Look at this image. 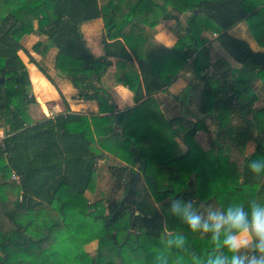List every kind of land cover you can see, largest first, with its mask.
Returning a JSON list of instances; mask_svg holds the SVG:
<instances>
[{"label": "trees", "instance_id": "obj_1", "mask_svg": "<svg viewBox=\"0 0 264 264\" xmlns=\"http://www.w3.org/2000/svg\"><path fill=\"white\" fill-rule=\"evenodd\" d=\"M259 5L257 0H0V75H4L0 127L7 128L4 148L0 147V264H53L48 247L71 221L81 223L87 233L92 221L99 223L90 237L97 236L101 250L88 264H134L123 262L124 251L142 264H157L158 257L160 264L163 258L177 264L162 249L159 212L142 187L143 179L170 217L168 230L189 231L170 215V198L208 201L218 207H223L222 198H227L226 205L234 198L245 204L253 199L264 202V174L248 168L252 159L264 158V100L255 107L257 97L251 88L257 79L264 82V52L253 51L228 33L243 20L262 33L264 6ZM22 8L24 16L19 13ZM35 13L34 27L29 16ZM183 13L188 16L185 25L175 28L177 43L167 48L155 39L153 30ZM96 19L103 25L102 56L92 53L81 31L84 23ZM204 31L217 37H204ZM26 35L39 38L32 50L41 57L55 49V71L71 83L80 100L95 101L100 115L68 112L26 120L36 103L28 94L29 70L18 54L20 39ZM217 63L225 64V70L211 71ZM188 66L191 81L199 82L201 89L173 119H198L185 122L182 150L154 95L167 90ZM38 69L50 79L43 66ZM109 71L117 85L132 92V108L115 113L103 85ZM205 119L217 125L209 150L193 139L198 130L206 129ZM248 141L254 143V151L244 155ZM136 146L140 151L134 155ZM152 150L161 153L156 165L148 153ZM109 156L117 157V163L98 164ZM103 170L112 177L108 191L118 189L122 195L114 198L110 193L93 203L88 193L94 191ZM11 172L19 176L18 184L11 180ZM107 236L115 261L104 258L109 253L103 246ZM201 239L209 242L207 236ZM207 251L190 256L204 258Z\"/></svg>", "mask_w": 264, "mask_h": 264}, {"label": "rangeland", "instance_id": "obj_2", "mask_svg": "<svg viewBox=\"0 0 264 264\" xmlns=\"http://www.w3.org/2000/svg\"><path fill=\"white\" fill-rule=\"evenodd\" d=\"M257 1L260 4L262 3V5H259V7L264 6V0H257ZM4 9H6V6L4 7ZM19 13L21 16H24V14H25L24 9L23 8L20 9ZM36 16H37L36 13L29 16V19H30V21L34 27L36 26V20H35ZM187 16H188V13H183L182 16L179 15L178 18L183 17V19H181V21H179V22L182 24H185V19ZM102 33H103V30H102ZM88 35H90V37ZM86 37H87L86 38V44L89 45L93 49V51L96 52L97 49L99 48L97 46L100 45V40H101V20L97 26H93V29L91 30V34L90 33L86 34ZM38 39L39 38L35 35H26V36L22 37L20 39V44H21L22 48L18 51V54H19L20 58L22 59L23 63L25 64L26 68L28 70L30 69L29 72L32 71L31 72L32 78H34V79L36 78L35 77V71L33 68L38 69V66H40V64H43L42 66H44L45 73L53 81L57 80L58 78L65 79L63 76L59 75V73H57L55 71V69L53 68V63H54L53 59H50V60L45 59L42 61L39 57V53L32 50L33 44L36 43ZM32 60H35L38 65L34 64L32 62ZM188 72L191 75V71L189 70V66L184 69V73H188ZM42 89H43L42 93L46 92L45 87L42 86ZM57 90H58V93L60 96L53 95L54 99H52L53 97L48 99V103H46V107L49 111H48V114H45L43 112V109L38 104V98H37L38 95L33 93L31 86H29L28 94H29V96H33L36 99V103L34 105H32V107H30L28 110L29 117L26 118V120L28 122L34 121L35 119H44V118L52 116V115L54 116L55 114H59L61 112L66 113L64 105L66 106V108L68 107V109H69V106L65 104L66 96L62 95L61 91L58 88H57ZM50 92L52 93L53 91H52L51 87L49 86L47 93H50ZM55 100H56V102H55ZM60 101H62V102H60ZM261 106H258V107H261ZM68 111H71V110H68ZM89 112L90 111H88L87 114L91 115ZM24 115L27 117L26 113H24ZM114 117H115V115H114ZM114 117H112V120L114 119ZM235 122H233V124H236ZM112 125H114V123ZM204 125H205L206 129H203L204 130L202 133L203 137H201V139L198 138V142H200L201 144L204 145V147H202L203 149L205 148V150H209V149H211V147H210L211 141L215 140V138H216L215 137V131L217 129L216 128L217 125L211 119H205ZM6 129L7 128L0 127V135L2 133H4ZM114 132L117 134L118 137L122 136L121 130H117V131L115 130ZM175 141L179 145V147L182 150H184L185 146L183 145L182 141L181 140L178 141L176 139H175ZM212 149L214 151H217V146H214ZM139 151H140V149L136 146L135 150L132 153L134 155H136L139 153ZM253 151H254V143L248 141L244 146L243 154L244 155H250V154H252ZM148 153L149 154L151 153L154 156L153 160H155V165H156L157 164L156 160H158L156 158H158V156L161 155L160 151H158V152L148 151ZM117 159L118 158L115 156L114 157L109 156V158H107L103 161L99 160L98 164L101 165V162H102V165L104 167H107L108 165L117 163ZM160 164L162 165L161 162H160ZM170 165L172 166L173 164H168V163L166 164V166H168V167ZM137 170H138V167H137ZM141 182H142L141 184H142L143 189L145 191L147 190L149 192V198H150V201H152V203H153V207L159 212V219L158 220L160 222V226H161L162 231H163L161 233L159 241L162 243V249L166 248L165 252L166 253L169 252V256L171 255L172 259L170 260V262L171 263L174 262V263L178 264V262L181 260L180 264H195V258H199V257L194 258L193 256H190L191 255L190 252L195 253V252H198L200 250H203L204 248L209 249V242L206 243V241H204V243H203V239H201V238H203L205 236H202L201 234H198V233H192L190 230L189 231L186 229L184 230V229L179 228V227H175L173 229L168 230L170 217L168 216V213L163 210L162 202H160V199H157L153 194L150 193V189L148 187V183L146 182V180L143 179V180H141ZM95 183H96V186L94 188V191L92 193H88V195H89L88 199L93 203L99 199H101V200L106 199L109 196V194L111 192H109L108 190H110V189L112 190V183L113 182H112V177H110L109 173L107 171L103 170L102 174H101V178H98V180L96 178ZM184 187H186V186L182 185V189H185ZM121 195H122V191L118 190V189L115 192L111 193V196H113L114 198H120ZM222 201H223V204H222L223 207H226L227 206L226 203L228 201L227 198H222ZM234 202H236V198L230 200L228 202V205H229V203L231 204ZM205 203L210 204L208 201H206ZM105 206H106V204L103 205V207H105ZM214 206H217V204H215ZM104 213H107V211H104ZM178 219L181 222H183L180 218H178ZM101 223H102V220H101ZM90 224H91L90 228H92V230H88V233H87V231H85L84 226H81V223H79V222L75 223L74 221H71L67 226L63 225L62 232L57 234L56 238L52 241V245H49V247H48V252L50 253V260L53 264H88V261L90 260L92 255L95 253V251L97 249H100L99 247L101 246V241L99 242L97 236H94V237L91 236L90 237V235H94L93 234L94 232L96 233L97 229L99 230V227H98L99 223L96 225L92 221V223H90ZM80 229H84V230L81 231L80 233L76 232ZM121 231L124 232V229H122ZM75 232L77 233V235L75 234ZM132 232H135V231L132 230ZM101 233H102V231H101ZM176 235H182L185 237L187 252H180V251H177L175 248H167L166 247V240L169 238H173ZM70 239H72V241L69 243ZM104 242H105V244L103 246L105 248V252L106 253L109 252L108 255L104 254L105 260L106 259H113L115 261L116 255L113 252L114 251L113 250V244L110 242L108 236L106 237ZM71 250H73L74 252H70ZM123 255H124V258L122 259L123 262L125 259V260L132 262L134 264L144 263V262H141L142 260L141 261L140 260H134V258L131 256L129 251H127V252L124 251ZM102 257H103V254H102ZM200 259H203V258L200 257ZM150 264H152V263H150Z\"/></svg>", "mask_w": 264, "mask_h": 264}, {"label": "crops", "instance_id": "obj_3", "mask_svg": "<svg viewBox=\"0 0 264 264\" xmlns=\"http://www.w3.org/2000/svg\"><path fill=\"white\" fill-rule=\"evenodd\" d=\"M181 19H183V17H179L178 19L169 18L165 22L157 25L153 30L155 39L167 48L174 47L177 43L175 28L178 26V24H181L182 26L185 25L179 22L181 21ZM98 23H100V19L86 22L81 26V31L84 34L85 41L87 38L86 34L89 33L91 34V30L93 29V26H97ZM259 29L260 28L258 27L255 28L253 24L248 22V20H243L238 24H236L235 26H233L228 31V33L235 38L244 40L253 51L264 52V31L262 33H259L261 32L259 31ZM102 30H103V26L101 22V37L103 34ZM201 35L209 39H213L217 37V33H210L207 31H204ZM88 36L90 37V35ZM87 46L91 49L92 53L95 56L103 55V48L101 43L99 46H97L99 48L97 49L96 52L93 51V49L89 45ZM55 54H56L55 50L51 49L45 57H41L40 55L39 57L42 61L45 59L54 60ZM40 65L42 66L43 64ZM225 68H226L225 64L217 63L216 65L212 66L210 70L211 71L217 70L218 72H221L225 70ZM33 69L35 71L36 78L35 79L32 78L31 75L32 71H30L29 72L30 86L32 88V92L38 95L37 97L38 104L43 109V112L45 114H48L49 111L46 107V103H48V99L53 97V95L60 96L57 90L58 88L61 91V94L66 96L65 104L69 106L68 109V107L66 108V106L64 105L66 113L76 112L83 114L84 116L87 117L93 115H100L98 112L99 111L98 104L95 101L79 100L77 96V90L71 85L69 81H67V79L58 78L57 80L53 81L51 78L49 79L45 74H43L39 69L36 68ZM103 85L105 89L109 91L111 95V99L116 106L115 113L127 110V108H132L134 106L132 92L121 85H117L114 82L112 71H109L104 76ZM42 86L46 88V92L44 93H42L43 92ZM49 86L51 87L54 93L53 92L47 93ZM251 88L255 96L257 97L254 106L255 107L261 106L264 100V82L261 79H257L252 83ZM200 89H201V84L197 81H191V75L189 74V72L184 73V71H181L177 75L173 83L167 88V90L163 92H159L156 95H154V100L157 104V109L163 115V117L168 121L167 127L170 128V130H172L173 133H175L176 135L175 139L178 141L181 140L180 138L182 133L187 129V124L185 122L187 120L195 122L198 119H194L189 116L178 121H175L173 119L181 115L182 111L189 103L193 94L199 92ZM52 99H54V97ZM196 108H197V100L196 102L192 103L190 111L194 113L196 111ZM88 111H90L89 113L91 115L87 114ZM52 116L46 118H50ZM203 131H204L203 129L198 130L193 138L196 141V143L201 147H204V145L198 142V138L201 139V137H203L202 136Z\"/></svg>", "mask_w": 264, "mask_h": 264}, {"label": "clouds", "instance_id": "obj_4", "mask_svg": "<svg viewBox=\"0 0 264 264\" xmlns=\"http://www.w3.org/2000/svg\"><path fill=\"white\" fill-rule=\"evenodd\" d=\"M250 171L264 174V158L252 159ZM170 215L180 218L192 233L207 236L209 249L195 264H264V202L253 199L250 203L234 202L226 207L170 198ZM167 248L187 252L186 239L176 235L166 240ZM161 258L158 257L157 264ZM163 264H168L163 258Z\"/></svg>", "mask_w": 264, "mask_h": 264}, {"label": "built area", "instance_id": "obj_5", "mask_svg": "<svg viewBox=\"0 0 264 264\" xmlns=\"http://www.w3.org/2000/svg\"><path fill=\"white\" fill-rule=\"evenodd\" d=\"M5 137H6V134L5 133H2L0 135V147L1 148H4V146H3V140H4ZM10 178H11V180L15 181L17 184L19 183V176L15 172H11Z\"/></svg>", "mask_w": 264, "mask_h": 264}, {"label": "water", "instance_id": "obj_6", "mask_svg": "<svg viewBox=\"0 0 264 264\" xmlns=\"http://www.w3.org/2000/svg\"><path fill=\"white\" fill-rule=\"evenodd\" d=\"M3 82H4V75L1 74L0 75V94H1V85L3 84Z\"/></svg>", "mask_w": 264, "mask_h": 264}]
</instances>
